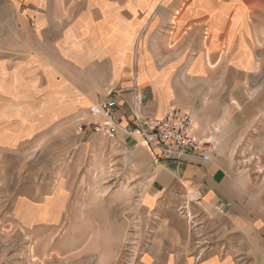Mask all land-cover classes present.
<instances>
[{"label": "crops", "instance_id": "obj_1", "mask_svg": "<svg viewBox=\"0 0 264 264\" xmlns=\"http://www.w3.org/2000/svg\"><path fill=\"white\" fill-rule=\"evenodd\" d=\"M19 4V50L0 58V150L62 127L103 124L111 100L115 135L127 142L136 135L137 96L152 118L175 107L215 150L210 161L191 157L179 167L141 142L149 176L144 208L152 214L181 193L189 207L252 230L264 254V200L255 195L261 190L252 168L237 162L264 158V0ZM167 240L153 233L135 264H235Z\"/></svg>", "mask_w": 264, "mask_h": 264}, {"label": "rangeland", "instance_id": "obj_2", "mask_svg": "<svg viewBox=\"0 0 264 264\" xmlns=\"http://www.w3.org/2000/svg\"><path fill=\"white\" fill-rule=\"evenodd\" d=\"M19 9V0H0V58L19 50ZM106 123L0 150V264H135L156 232L192 255L264 264L252 230L189 207L181 193L150 214L142 139L109 137ZM237 162L252 168L264 200V158Z\"/></svg>", "mask_w": 264, "mask_h": 264}, {"label": "built area", "instance_id": "obj_3", "mask_svg": "<svg viewBox=\"0 0 264 264\" xmlns=\"http://www.w3.org/2000/svg\"><path fill=\"white\" fill-rule=\"evenodd\" d=\"M116 102L109 101L104 105L107 124L106 134L113 137L119 129V123L113 120ZM133 116V127L136 136L144 141L147 147L157 148L162 160H170L182 167L191 157L201 161H210L212 144L199 137L196 123L192 116L183 113L175 107L167 110L161 119L145 115L142 98L136 97V107ZM100 125L96 126L99 130Z\"/></svg>", "mask_w": 264, "mask_h": 264}, {"label": "bare ground", "instance_id": "obj_4", "mask_svg": "<svg viewBox=\"0 0 264 264\" xmlns=\"http://www.w3.org/2000/svg\"><path fill=\"white\" fill-rule=\"evenodd\" d=\"M107 123H108V122H107ZM107 123H106V124H107ZM106 124H105V125H106ZM141 142H143V143L145 144V142H144V141H141ZM145 145H146V144H145Z\"/></svg>", "mask_w": 264, "mask_h": 264}]
</instances>
